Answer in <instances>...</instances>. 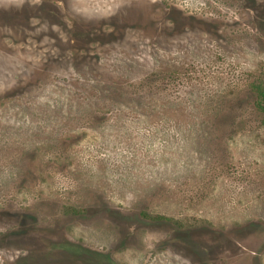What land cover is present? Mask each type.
<instances>
[{"label": "rangeland", "instance_id": "1", "mask_svg": "<svg viewBox=\"0 0 264 264\" xmlns=\"http://www.w3.org/2000/svg\"><path fill=\"white\" fill-rule=\"evenodd\" d=\"M255 85L264 0H0V264H264Z\"/></svg>", "mask_w": 264, "mask_h": 264}, {"label": "flooded vegetation", "instance_id": "2", "mask_svg": "<svg viewBox=\"0 0 264 264\" xmlns=\"http://www.w3.org/2000/svg\"><path fill=\"white\" fill-rule=\"evenodd\" d=\"M20 226H21L20 229L17 231L18 234L20 235L18 237H22V236L24 237L25 233L28 232V226L29 225L28 224H23V225L21 224ZM0 233H2V231ZM13 235H16V234L12 233V231H10V230H8L5 233H3V235H0V237H4V238L0 239V244L4 243L5 240H7L9 238H12ZM15 237H17V236H15ZM88 251H89V253H91L92 250L90 249ZM91 257L92 258H95L94 255H91ZM23 260H24V257L21 259V261H23Z\"/></svg>", "mask_w": 264, "mask_h": 264}, {"label": "trees", "instance_id": "3", "mask_svg": "<svg viewBox=\"0 0 264 264\" xmlns=\"http://www.w3.org/2000/svg\"><path fill=\"white\" fill-rule=\"evenodd\" d=\"M255 88L258 91V106L264 112V87L262 85H255Z\"/></svg>", "mask_w": 264, "mask_h": 264}]
</instances>
